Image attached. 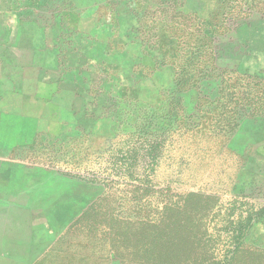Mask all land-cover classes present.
<instances>
[{
    "label": "rangeland",
    "instance_id": "1",
    "mask_svg": "<svg viewBox=\"0 0 264 264\" xmlns=\"http://www.w3.org/2000/svg\"><path fill=\"white\" fill-rule=\"evenodd\" d=\"M0 215L32 262L264 264V0H0Z\"/></svg>",
    "mask_w": 264,
    "mask_h": 264
},
{
    "label": "crops",
    "instance_id": "2",
    "mask_svg": "<svg viewBox=\"0 0 264 264\" xmlns=\"http://www.w3.org/2000/svg\"><path fill=\"white\" fill-rule=\"evenodd\" d=\"M74 96H76L77 98V102L79 101V105L81 106V102L82 105L85 106L86 103L85 99L88 100V93H83V92H77L76 95L74 94ZM68 106H70V104H68ZM4 218L2 217V215H0V228H4ZM7 225H9V223H7ZM0 264H43L41 262H36L35 260L29 261L27 260L26 256H8L6 255V249H4L3 247H0Z\"/></svg>",
    "mask_w": 264,
    "mask_h": 264
}]
</instances>
